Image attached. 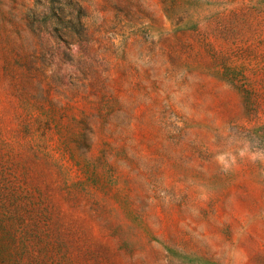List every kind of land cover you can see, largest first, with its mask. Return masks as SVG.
<instances>
[{"label":"rangeland","instance_id":"obj_1","mask_svg":"<svg viewBox=\"0 0 264 264\" xmlns=\"http://www.w3.org/2000/svg\"><path fill=\"white\" fill-rule=\"evenodd\" d=\"M0 264H264V0H0Z\"/></svg>","mask_w":264,"mask_h":264}]
</instances>
